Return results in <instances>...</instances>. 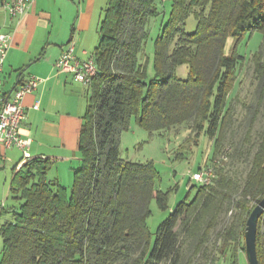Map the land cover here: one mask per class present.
I'll return each mask as SVG.
<instances>
[{
  "label": "trees",
  "instance_id": "1",
  "mask_svg": "<svg viewBox=\"0 0 264 264\" xmlns=\"http://www.w3.org/2000/svg\"><path fill=\"white\" fill-rule=\"evenodd\" d=\"M165 1L108 0L92 54L98 71L88 86L81 167L71 190L48 178L49 158L33 157L16 171L10 192L23 202L0 226V264H216L227 252L238 256L239 244L245 251L247 219L264 197V41L251 57L248 97L234 92L244 64L237 45L255 31L264 37V0H171L149 78V22ZM191 14L197 28L187 32ZM183 64L186 78L177 73ZM134 116L149 131L187 124L194 140L205 132L214 145L199 169L214 167L215 178L191 179L195 197L160 223L154 243L151 201L166 208L169 193L157 188L153 163L121 157V133ZM212 234L214 246L223 234L217 256ZM257 251L264 264L260 220Z\"/></svg>",
  "mask_w": 264,
  "mask_h": 264
},
{
  "label": "crops",
  "instance_id": "2",
  "mask_svg": "<svg viewBox=\"0 0 264 264\" xmlns=\"http://www.w3.org/2000/svg\"><path fill=\"white\" fill-rule=\"evenodd\" d=\"M105 1L34 0L25 14L11 17L5 11L0 13V28L11 35L2 71L3 92L11 96L31 77L42 79L23 99L26 117L20 133L32 139V158H49L57 166L58 178L61 165L67 169V178L72 180L73 168L82 163L79 142L88 105V86L76 80L72 72L60 71L55 62L70 42L74 43L78 58L92 56L97 45L90 54L91 49L82 35L89 31L88 22L95 19ZM98 32L100 40L99 29ZM37 103L38 108L35 107ZM22 159V149L6 148L0 143L1 224L3 216L8 220L9 215L5 213L12 208L7 198L16 171L23 167L19 165ZM2 245L0 232V248Z\"/></svg>",
  "mask_w": 264,
  "mask_h": 264
},
{
  "label": "rangeland",
  "instance_id": "3",
  "mask_svg": "<svg viewBox=\"0 0 264 264\" xmlns=\"http://www.w3.org/2000/svg\"><path fill=\"white\" fill-rule=\"evenodd\" d=\"M106 6L107 0L104 2L102 8L99 9L98 15H95V19L88 22L90 26L89 31H85L82 35L83 38L87 40L86 43H88L91 49L89 52L90 54L99 41L98 29L101 19L104 16V9ZM171 8V0H166L161 4L160 14L152 18L149 22V37L144 47V56L145 59H148L149 78L154 74V44L161 33L162 27L170 19ZM197 23L195 15L191 14L186 19L185 30L187 32L195 31ZM263 41V34L260 31H255L245 35L237 45V51L244 56V64L240 70L234 92L236 89L238 90L240 88L241 97H248L252 90V86L250 85V76L252 73V66L250 65L251 57L253 53L259 50ZM235 43L236 40L233 36L228 38L226 44L227 54L232 53ZM177 73L181 78H186L188 76V66L186 64L179 66ZM240 81L242 84L238 87ZM90 95L91 90L86 88V98H89ZM192 136V130L187 124H182L163 132L149 131L136 123L135 116L132 118L129 127L121 133V157L126 160L140 163H153L159 173V179L156 184L157 188L169 193L168 206L166 208H161L156 199L151 201L152 215L149 218V228L152 232V243H154L156 239L158 226L169 216L174 208L181 202H189L195 197L196 186L198 184L191 180V174L197 171L200 165H204L205 160L210 159L214 154L213 139L209 134L205 132L202 133L201 136L195 138L197 141L194 140ZM76 167L79 168L81 166L78 165ZM56 168L57 166L53 163L48 172V178H57L63 186L71 190L74 177L72 180H69L66 174L67 169H64L63 165H61L58 178ZM74 170L73 168V172ZM192 185L194 187L191 189ZM7 200H9V205H12V210L5 214L9 215L8 220H13L14 211L18 212L20 210L23 200L15 198L12 194H10ZM232 217L233 213L229 212L227 220L231 221ZM1 220L3 223L7 221V218L3 216ZM260 223L262 224L261 220ZM216 237V234L211 235V246H214ZM222 237L223 234L215 244L218 249L214 246L216 256L220 253L219 246ZM2 247L3 245L0 248V256ZM236 252L239 254L238 256L233 255L231 252H227L216 264H249L242 244L237 246Z\"/></svg>",
  "mask_w": 264,
  "mask_h": 264
},
{
  "label": "built area",
  "instance_id": "4",
  "mask_svg": "<svg viewBox=\"0 0 264 264\" xmlns=\"http://www.w3.org/2000/svg\"><path fill=\"white\" fill-rule=\"evenodd\" d=\"M34 0H0V13L7 12L11 17L25 14ZM11 35L0 28V143L6 147L17 146L23 150V159L20 166L32 158L30 146L32 139L23 137L20 133V127L25 119V107L23 99L27 93L34 91L41 78L31 77L28 81L19 85L11 96H8L2 89V71L10 46ZM75 45L70 43L61 53L55 62V66L60 71L72 72L76 80L86 86H90L97 74V64L95 59L90 56L87 59H80L74 53ZM38 108V103L35 105ZM216 176L214 167L204 166L191 174V179L210 184ZM261 231L264 233V212L261 216Z\"/></svg>",
  "mask_w": 264,
  "mask_h": 264
},
{
  "label": "water",
  "instance_id": "5",
  "mask_svg": "<svg viewBox=\"0 0 264 264\" xmlns=\"http://www.w3.org/2000/svg\"><path fill=\"white\" fill-rule=\"evenodd\" d=\"M264 212V197L252 209L245 230V251L249 264H260L257 251L259 219Z\"/></svg>",
  "mask_w": 264,
  "mask_h": 264
}]
</instances>
